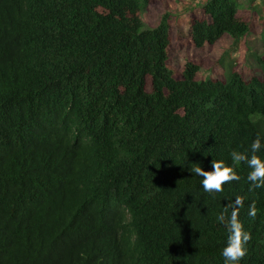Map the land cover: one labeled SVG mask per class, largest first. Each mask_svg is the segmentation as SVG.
Here are the masks:
<instances>
[{
	"label": "trees",
	"instance_id": "trees-1",
	"mask_svg": "<svg viewBox=\"0 0 264 264\" xmlns=\"http://www.w3.org/2000/svg\"><path fill=\"white\" fill-rule=\"evenodd\" d=\"M159 1L0 0V264H225L237 197L239 264H264V187L231 158L259 137L264 161V41L248 73L201 82L211 60L173 61L252 19L207 0L180 40L171 16L144 27ZM213 160L240 179L208 193L190 169Z\"/></svg>",
	"mask_w": 264,
	"mask_h": 264
},
{
	"label": "rangeland",
	"instance_id": "rangeland-1",
	"mask_svg": "<svg viewBox=\"0 0 264 264\" xmlns=\"http://www.w3.org/2000/svg\"><path fill=\"white\" fill-rule=\"evenodd\" d=\"M207 0H160L156 5L147 7L142 15L143 25L146 29L156 28L166 16H171L170 23L180 40L188 37L190 14L202 13V6ZM238 4L239 15L248 16L252 19L251 33L237 46L233 40L226 35L214 46H207L205 50L189 49L184 52L179 60L173 63L179 66L190 59L211 60L212 65L204 68L200 74V81L208 78H229L231 67L237 63L243 66L246 73L248 65H254L255 60L263 51L264 36V0H257L256 6L259 11L250 8V0H235ZM250 48L251 52L247 49ZM224 56L223 59H221Z\"/></svg>",
	"mask_w": 264,
	"mask_h": 264
},
{
	"label": "clouds",
	"instance_id": "clouds-1",
	"mask_svg": "<svg viewBox=\"0 0 264 264\" xmlns=\"http://www.w3.org/2000/svg\"><path fill=\"white\" fill-rule=\"evenodd\" d=\"M261 149V141L259 137L251 145V156L233 151L231 158L234 163L244 162L251 169L247 179L251 182L252 188L264 187V161H262L256 153ZM197 166L190 171L202 177L203 190L208 193L222 192L223 185L232 181H238L240 177L235 173L233 168L225 166L223 162L213 160V171H204L203 168ZM230 216L221 214L218 216V222L224 224L229 233L227 245L222 250V256L225 264H239L246 256L247 250L245 245L251 240V234L244 231L242 223L239 221V209L243 207V200L237 197L234 204L230 205ZM228 209L225 208V213ZM249 216L255 218L257 209L253 203L249 208Z\"/></svg>",
	"mask_w": 264,
	"mask_h": 264
}]
</instances>
